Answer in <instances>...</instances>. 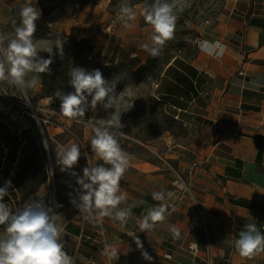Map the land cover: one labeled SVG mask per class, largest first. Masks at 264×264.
I'll list each match as a JSON object with an SVG mask.
<instances>
[{
    "label": "crops",
    "instance_id": "0c3cea01",
    "mask_svg": "<svg viewBox=\"0 0 264 264\" xmlns=\"http://www.w3.org/2000/svg\"><path fill=\"white\" fill-rule=\"evenodd\" d=\"M109 2L84 4L72 19V33L90 39L107 63L146 54L151 26L141 24L136 10L137 18L125 27ZM204 41H219L225 51L209 55L200 48ZM155 96L195 140L165 131L144 152L123 146L129 167L120 187L134 208L130 218L126 224L110 217L102 225L87 222L82 233L77 213L59 222L64 249L75 264H264V252L248 258L234 247L244 225L264 232V0H236L228 15L202 32L194 56L179 55L164 66ZM102 116V109L91 113L93 122ZM179 175L191 180L189 192H183ZM161 190L171 193L166 219L141 231L146 209L159 203L152 193ZM172 225L180 229L179 239H173ZM137 239L152 261L144 259ZM106 244L116 249L115 258L102 254Z\"/></svg>",
    "mask_w": 264,
    "mask_h": 264
},
{
    "label": "clouds",
    "instance_id": "9594fccd",
    "mask_svg": "<svg viewBox=\"0 0 264 264\" xmlns=\"http://www.w3.org/2000/svg\"><path fill=\"white\" fill-rule=\"evenodd\" d=\"M120 13L124 26L131 27L129 21L137 18V12L128 0H122ZM140 15L152 28L151 46L145 43L143 48L155 58L160 55L166 42L174 38L177 23L174 5L168 0H152L143 6ZM40 17L41 10L34 7L31 0H26L19 10V23L12 21L14 35L0 34V82L19 88L25 97L27 90L34 89L40 82L41 74L51 73L54 58L63 56V43L59 37L54 43L38 49L33 37ZM200 48L209 55H221L225 51L219 41L201 42ZM40 51L47 52L48 57L40 56ZM30 74L33 75L28 78ZM69 77L68 84L73 91L57 89L53 94L60 101L59 112L62 116L78 121L87 111L95 112L97 105L105 110L114 107L116 82L110 83L105 79L99 68L88 70L73 66ZM123 127L121 119L115 116L92 123L90 149L102 163L92 164L86 158L82 175L74 170L81 157L78 143L58 145L55 150L60 171L75 178L76 195L71 203L89 223L110 217L126 224L131 216L133 205L127 203L128 195L120 187V181L129 167V154L121 147L115 131ZM12 188L11 180H6L0 186V226H4V234L0 235V264H75L74 257L64 249L62 242L64 228L58 223L59 216L55 211L59 205L36 198L13 211L4 203L5 196ZM166 196H171V193L163 190L152 193V199L159 203L146 209L139 221L141 231L165 221L169 208ZM122 204L126 207H121ZM169 231L173 239L180 238L181 231L175 225L170 226ZM137 247L142 250L145 260L152 261L153 258L143 250L139 239ZM234 247L242 257L251 258L264 252V232L256 224L248 223L238 233ZM102 254L109 258L117 256L114 246L108 244Z\"/></svg>",
    "mask_w": 264,
    "mask_h": 264
},
{
    "label": "rangeland",
    "instance_id": "374dc122",
    "mask_svg": "<svg viewBox=\"0 0 264 264\" xmlns=\"http://www.w3.org/2000/svg\"><path fill=\"white\" fill-rule=\"evenodd\" d=\"M78 0H31L34 7L41 10V17L36 22L37 31L33 37L34 42L37 44L38 49L46 47L49 43H54L57 37H66L74 35L73 29L75 28L74 21L84 4L80 6ZM102 1V0H100ZM99 1V2H100ZM236 0H168L169 3L174 5V13L177 16V23L174 38L167 41L164 45L159 56L153 58L147 52L143 56L139 55V62L132 61L129 55H121L118 61L112 60L107 63L101 52L93 47V54L96 60L104 65L102 70L103 76L110 83L115 81L116 88L114 91L115 103L114 107L105 110L101 105H97V111L103 110L101 119L108 120L114 116L121 119L123 128L117 131L119 135V143L121 147L128 145L130 148L135 149L137 152H144L145 144L154 142L157 138L163 135L162 132L158 136L154 135L151 128L149 116L151 112L152 99L155 97V85L159 80L162 70H157L151 65L144 68L141 65H148L155 62L156 66H160L165 61L167 56H184L192 57L196 53L197 43L199 42L202 32L213 25L218 23L223 17L228 15L231 8L234 6ZM130 0H128V3ZM152 0H145L137 5H131L135 10L141 11L146 3H151ZM26 3V0H0V34L14 35L12 21L15 20L19 23V10L20 7ZM122 0H116L114 3L109 2V10L112 14L120 13V4ZM86 4V3H85ZM145 21L141 18V24ZM148 25V24H147ZM68 27H71L67 29ZM78 40L84 37L76 34L74 35ZM66 39V38H65ZM90 43L91 40L89 39ZM64 41H62L63 43ZM92 45V43H91ZM93 46V45H92ZM55 51V48H54ZM85 52V51H84ZM48 54L45 51H40L39 55L43 56ZM64 58H68V62L72 59L68 56V51H63ZM108 57V55H106ZM107 59V58H106ZM66 63V64H67ZM118 64V67H113L111 64ZM73 66H80L79 62L71 65L70 70L66 69L67 75L62 79L59 72L62 68L58 63L56 75L47 84L40 82L37 83L34 89L27 90V98L30 99L33 106L40 112H54L55 117L58 119L61 128H50L45 131L47 144L45 142L43 133L39 129L36 122L26 117L23 119V125H20L16 120H11L9 115H2L1 119L6 120L14 129L24 128L27 133L25 136L22 134L23 140L21 141L20 152L18 160L14 164L13 170L6 180H11L13 188L9 189L8 194L4 198L6 203L13 211L22 207L23 204L32 199H42L47 203L58 204L59 207L55 208L59 216V222L70 220L79 213L78 209L71 203V199L76 195L74 189L77 187L75 178L71 177L66 172H61L57 164L55 150L58 145H66L72 142L78 143L81 148V157L78 165L75 166V171L82 173L83 167L86 165V158L92 164L102 163L98 157L90 149V138L92 136V119L89 110L84 117L79 120H71L60 114L54 108V103L57 98L49 96L48 91L54 94L57 89H62L65 92L73 91L68 84L70 79L69 73ZM91 70V68H87ZM30 74L28 78H31ZM12 93L22 95L24 93L15 86L9 85L7 82H1ZM6 104V101H4ZM169 131H166V133ZM176 138H184L187 140H195L193 132L185 127L184 129H176V133L172 134ZM51 136L53 138H51ZM43 140L45 151L42 153L39 141ZM33 154L40 157L46 166L49 178L40 189L35 192H30L29 178L26 163H22L23 159L28 155ZM19 171L23 173L18 174ZM5 180V181H6ZM4 181V182H5ZM61 198H66V202L62 203ZM4 234V226H0V235Z\"/></svg>",
    "mask_w": 264,
    "mask_h": 264
},
{
    "label": "trees",
    "instance_id": "16d2710c",
    "mask_svg": "<svg viewBox=\"0 0 264 264\" xmlns=\"http://www.w3.org/2000/svg\"><path fill=\"white\" fill-rule=\"evenodd\" d=\"M74 1V0H73ZM100 0H78V4L82 6L85 3H91L96 4ZM116 0H111L112 3H114ZM145 0H130V5H137L141 2H144ZM147 25L146 23H144ZM66 38V39H65ZM61 41L63 42V51L66 49L68 51L69 58L72 59V62L67 63L68 58H64V56L60 57L57 55L54 58V62L51 64V73L50 74H41V80L43 84H47L49 80H52L54 76L56 75V69L58 66V63L60 66H62L59 76L61 75L62 79L65 78L67 75L66 69L70 70V67L72 64L79 62V65L84 68H91L96 69L99 68L101 71L104 69V65L98 60H96L95 55L93 54V46L91 45L88 38H82L81 40H78L77 37L74 35L66 36V37H60ZM85 51V52H84ZM42 57L47 58L48 54L43 55ZM152 57V56H151ZM174 57L167 56L165 61L161 63L160 66H156L155 62H151V58L149 60L148 65H141L142 67L146 68L148 66H152L156 68L157 70H161L163 66L169 64ZM139 58H133V62H139ZM67 63V64H66ZM112 69L115 67H118V64H111ZM114 67V68H113ZM49 96H54L51 91L47 92ZM59 99L56 100L54 103V108H56L59 111ZM150 122H151V128L154 131V135L158 136L164 131H169L172 134L176 133V129H184L186 126L184 123L180 120L175 118L172 114L166 111L164 103L159 100L156 96L152 99L151 103V112L149 116ZM26 131L23 132V135L25 136L27 133ZM21 141L20 138L17 136L16 133L12 132L9 127L3 123L0 122V186L4 184V181L9 177L11 174L14 164H16L18 160V154L20 152L21 147ZM40 149L42 150V153L45 151V145L43 140L38 142ZM7 148V151L4 149ZM22 163H26L27 165V174L29 178V189L31 193L37 192L42 184H44L46 181H48L49 173L44 165L43 161L40 159V157L35 156L33 154H28L24 159ZM23 173V171H19L18 174ZM61 202L65 203L66 198H61ZM132 209H134L132 207ZM135 211V210H134ZM138 211V210H136ZM139 212V211H138Z\"/></svg>",
    "mask_w": 264,
    "mask_h": 264
},
{
    "label": "built area",
    "instance_id": "2783aa9c",
    "mask_svg": "<svg viewBox=\"0 0 264 264\" xmlns=\"http://www.w3.org/2000/svg\"><path fill=\"white\" fill-rule=\"evenodd\" d=\"M6 92V93H2ZM6 101V104L4 103ZM2 115H9L11 120H16L20 125H23V119L26 117L32 118L36 124L38 125L39 129L43 133L45 142L47 144V138L45 136V131L50 132V128H61L63 129V126L59 124L58 119L55 117L54 112H40L38 111L33 104L31 103L30 99L22 95H16L12 93L7 87H5L0 82V122L5 123L9 129L16 133L17 136L20 138V140H23L22 134L25 131L24 128L14 129L11 124H9L6 120L1 119ZM175 118L179 119L178 114L173 115ZM51 138H53L51 136ZM7 151V148L4 149ZM91 161V159H90ZM82 175V173H81ZM179 178L181 179L182 183L184 184L183 192L187 193L190 191L191 187V180H185L182 176L179 175ZM87 221H85L82 218V233H84L85 230V224ZM98 225H102L103 223V217L100 218L97 222ZM264 227V226H263ZM103 237V234H101ZM104 238V237H103ZM191 250L194 251L195 254L199 253V249L197 246L191 245ZM171 257L170 255H168Z\"/></svg>",
    "mask_w": 264,
    "mask_h": 264
}]
</instances>
